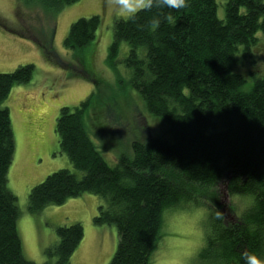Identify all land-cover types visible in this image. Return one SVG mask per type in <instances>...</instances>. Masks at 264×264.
<instances>
[{"label": "trees", "instance_id": "16d2710c", "mask_svg": "<svg viewBox=\"0 0 264 264\" xmlns=\"http://www.w3.org/2000/svg\"><path fill=\"white\" fill-rule=\"evenodd\" d=\"M77 1L35 3L54 18ZM217 12L216 0H189L179 9L146 0L128 18L115 20L107 62L113 68L121 45H128L122 59L127 86L164 130L131 141V150L120 151L112 164L101 148L103 139L98 144L95 138L96 129L102 128L103 115L115 109L105 112L104 107L123 99L129 111L134 98L129 103L126 91L100 90L103 73L93 67V54L101 17H82L70 26L65 48L76 56L89 53V70L81 58L77 76L91 81L95 90L73 108L62 106L56 119V150L75 171L68 166L48 174L30 190L28 209L37 213L85 193L98 196L94 223L114 225L118 234L109 264H151L164 211L195 200L192 184L211 188L220 183L230 195H249L254 203L229 224L211 215L199 259L203 264H246L251 253L264 259V74L237 69L264 47V0H228L224 19ZM43 37L48 43L37 44L46 59L63 65L53 33ZM34 73L33 64L0 73V264H36L24 255L17 198L8 187L16 145L9 108L2 107L13 86L30 82ZM56 233L57 242L47 253L55 264H70L84 227L77 222L57 227Z\"/></svg>", "mask_w": 264, "mask_h": 264}, {"label": "rangeland", "instance_id": "374dc122", "mask_svg": "<svg viewBox=\"0 0 264 264\" xmlns=\"http://www.w3.org/2000/svg\"><path fill=\"white\" fill-rule=\"evenodd\" d=\"M216 1L218 17L224 19L228 0ZM145 3L146 0H127L126 4L123 0H79L62 8L54 18H48L35 0H0V73L11 72L22 64L35 65L31 81L13 86L2 107L9 108L16 145L8 187L17 198L18 232L24 255L36 264H55L54 256L49 255L47 249L57 242V227L77 222L83 225L84 236L70 264H109L115 253L118 243L116 227L97 225L93 221L98 213V196L85 193L61 205L49 204L37 213L29 211L28 196L32 187L48 174L68 166L75 171L69 158L56 150L54 128L62 106L73 108L95 90L91 81L77 76L81 72V58L85 69L89 70V53L76 56L64 45L71 24L79 18L99 15L102 20L93 54V67L103 73L100 74L103 79L100 90L106 94H124L126 91L129 103L134 98L128 104L129 111L125 110L127 104L123 99L105 109L101 107L105 112L112 106L115 108L109 115H103L99 125L102 128L96 129L95 138L98 144L103 139L101 148L106 159L115 163L120 151L131 150V141H143L163 132L164 127L159 121L142 110L139 94L127 86L128 75L122 59L128 53V45H121L113 68L107 62L115 20L128 18ZM51 33L63 65L48 61L38 47L37 41L47 44L49 40L43 36ZM261 40L264 41V37ZM254 54L253 61L249 60L250 63L237 69L243 72L253 69L257 72L253 74H264V47L256 49ZM116 72L121 74L120 78ZM52 149L56 151L52 153ZM191 186H195L192 188L195 200L174 204L164 211L161 236L151 264H203L199 254L205 245L206 231L215 209L224 212L226 224L237 219L238 212L229 207L230 194L225 185L220 183L211 188ZM200 207L211 210L205 220L195 219V210ZM197 228H202V238L197 236Z\"/></svg>", "mask_w": 264, "mask_h": 264}, {"label": "clouds", "instance_id": "9594fccd", "mask_svg": "<svg viewBox=\"0 0 264 264\" xmlns=\"http://www.w3.org/2000/svg\"><path fill=\"white\" fill-rule=\"evenodd\" d=\"M188 2L189 0H162V6L179 9L186 7ZM122 11H126V10L122 9ZM167 20L169 23L173 22V18L170 15L167 17ZM229 201H230L229 207L234 208L239 214L246 212L254 203V200L251 196L244 194H236V193L231 194L229 196ZM210 211L211 210L206 207L197 208L194 213L195 219L205 220L208 217ZM214 215L217 219H222L224 218L225 214L221 209L216 208ZM196 234L198 237L202 238L203 236L202 228H197ZM196 242H200V241H196ZM246 264H264V259L258 258L255 253L246 254Z\"/></svg>", "mask_w": 264, "mask_h": 264}, {"label": "snow or ice", "instance_id": "6c2138e0", "mask_svg": "<svg viewBox=\"0 0 264 264\" xmlns=\"http://www.w3.org/2000/svg\"><path fill=\"white\" fill-rule=\"evenodd\" d=\"M123 2L126 4L127 3V0H123Z\"/></svg>", "mask_w": 264, "mask_h": 264}]
</instances>
